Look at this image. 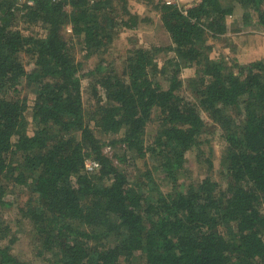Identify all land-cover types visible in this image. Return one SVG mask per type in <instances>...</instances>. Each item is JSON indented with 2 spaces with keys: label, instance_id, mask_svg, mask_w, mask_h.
<instances>
[{
  "label": "trees",
  "instance_id": "16d2710c",
  "mask_svg": "<svg viewBox=\"0 0 264 264\" xmlns=\"http://www.w3.org/2000/svg\"><path fill=\"white\" fill-rule=\"evenodd\" d=\"M155 7L170 44L129 50L119 71L99 62L102 94L86 109L63 30L85 57L101 55L118 28L136 26L127 0H0V211L29 223L48 264H264V58L228 66L208 43L227 33L235 8L244 20L256 12L264 30V0H201L186 14ZM19 20L44 34L21 33ZM161 54L172 55L162 66ZM181 66L195 71L191 98L180 92ZM213 130L225 141V188L210 177L184 187L187 153L201 157ZM106 145H122L117 165ZM87 159L97 168L86 171ZM129 162L132 173L120 169ZM16 241L1 215L0 264H26Z\"/></svg>",
  "mask_w": 264,
  "mask_h": 264
},
{
  "label": "rangeland",
  "instance_id": "374dc122",
  "mask_svg": "<svg viewBox=\"0 0 264 264\" xmlns=\"http://www.w3.org/2000/svg\"><path fill=\"white\" fill-rule=\"evenodd\" d=\"M160 0H127V10L136 16V26L132 30L126 28H118V33L114 37L113 43L101 55L85 57L81 40L73 37L69 28L63 30V37L67 42L71 43L75 60L80 64L79 79L82 86V96L84 107L86 109L93 108L95 105L96 95L102 94L101 89L96 83L97 73L96 66L99 62L103 65L111 64L116 70H120L123 64V59L128 54L129 50L137 47L150 48L153 46H167L170 44L168 33L161 26L159 10L155 7ZM231 0H222L224 5H228ZM235 14L227 18V33L218 40L208 38V43L212 45L211 57L215 61L224 62L231 66L232 64L248 63L264 58V30L257 23V13L251 9L248 11V20H244V11L235 8ZM245 15V14H244ZM17 29L23 34H32L42 36L44 30L41 25H28L19 20L16 23ZM172 55H159L158 62L162 66L163 61ZM23 62L26 65V70L30 71V64L27 57H23ZM180 78L183 82L181 95L191 98L187 90V82L195 76L193 68H183ZM21 97L27 99L29 108L34 100L33 93L22 84ZM27 115L31 120V110L28 109ZM150 134V131L147 132ZM103 142L108 144L109 140L116 139L118 136L111 138L103 137ZM202 140V151L200 156H197V151H190L186 155V168L188 173L182 178L183 186L188 184H197L206 177L219 184L220 190L225 188V176L220 169V157L225 149V141L222 133L219 130H213L205 134ZM122 145L111 148L106 145L104 153L109 157L113 154H119L123 151ZM114 164H118L117 159L112 157ZM146 163L150 164V158H146ZM132 163L121 164L120 169L128 168V172H134V168L129 167ZM138 166L142 167V162H138ZM19 192V190H17ZM21 195L20 203L23 204L28 195L24 191L19 192ZM3 216L12 227V233L17 237V241L13 246L14 256L21 262L26 264H48V257L37 255V240L33 234L31 226L26 221L16 223L19 219V214L14 208H6L0 211V216Z\"/></svg>",
  "mask_w": 264,
  "mask_h": 264
},
{
  "label": "built area",
  "instance_id": "2783aa9c",
  "mask_svg": "<svg viewBox=\"0 0 264 264\" xmlns=\"http://www.w3.org/2000/svg\"><path fill=\"white\" fill-rule=\"evenodd\" d=\"M24 3L27 5H33L35 1L38 0H22ZM51 3H60L64 2L65 0H47ZM135 1V0H134ZM201 0H161V4L169 7L176 8L179 10L182 14H186L187 10L190 9L191 7L197 5L200 3ZM98 164L93 161L92 159H87L85 161V169L86 171L90 172L97 168Z\"/></svg>",
  "mask_w": 264,
  "mask_h": 264
},
{
  "label": "crops",
  "instance_id": "0c3cea01",
  "mask_svg": "<svg viewBox=\"0 0 264 264\" xmlns=\"http://www.w3.org/2000/svg\"><path fill=\"white\" fill-rule=\"evenodd\" d=\"M182 1H186V0H182ZM161 26H163L162 23H161ZM163 28H164V27H163Z\"/></svg>",
  "mask_w": 264,
  "mask_h": 264
}]
</instances>
